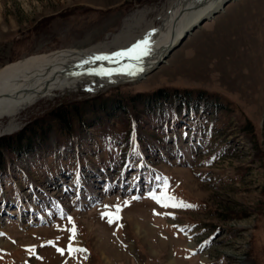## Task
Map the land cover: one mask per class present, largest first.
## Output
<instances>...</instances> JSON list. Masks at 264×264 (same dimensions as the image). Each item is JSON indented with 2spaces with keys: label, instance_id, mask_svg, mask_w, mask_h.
<instances>
[{
  "label": "rangeland",
  "instance_id": "rangeland-1",
  "mask_svg": "<svg viewBox=\"0 0 264 264\" xmlns=\"http://www.w3.org/2000/svg\"><path fill=\"white\" fill-rule=\"evenodd\" d=\"M166 1L0 0V68L108 41ZM179 37L140 80L53 91L0 133V264H264V0Z\"/></svg>",
  "mask_w": 264,
  "mask_h": 264
},
{
  "label": "bare ground",
  "instance_id": "bare-ground-1",
  "mask_svg": "<svg viewBox=\"0 0 264 264\" xmlns=\"http://www.w3.org/2000/svg\"><path fill=\"white\" fill-rule=\"evenodd\" d=\"M224 1L168 0L155 12L145 9L137 11L108 41L98 42L70 55L62 53L0 68V118L8 119L5 129H0V133L18 127L15 116L19 109L53 91L76 89L80 82L99 87L140 80L146 70H153L163 61L168 50L176 45L174 42L181 41L184 36H179L182 33L189 31L200 20L211 18L215 12H219ZM152 12L154 17L146 20L145 16ZM145 39L150 43L142 45L131 56L112 55ZM144 50L149 54L140 56ZM100 55L109 58L95 59ZM137 56L140 58L137 59ZM135 228L138 230L139 225ZM3 231L7 232L6 228ZM174 262L170 260L171 264Z\"/></svg>",
  "mask_w": 264,
  "mask_h": 264
},
{
  "label": "snow or ice",
  "instance_id": "snow-or-ice-1",
  "mask_svg": "<svg viewBox=\"0 0 264 264\" xmlns=\"http://www.w3.org/2000/svg\"><path fill=\"white\" fill-rule=\"evenodd\" d=\"M154 31V30H153ZM150 43V41L148 39H145V40H142V41H138L136 44L132 45L130 48L126 49V50H122L120 52H117V53H113L112 55L113 56H131L134 52H136L138 49H141V46L144 45H148ZM149 52L147 50H144V51H141L140 53V56H143V55H148ZM140 56H137L136 58L139 59ZM109 57L107 55H100V56H97L95 57V59H108ZM142 70V69H141ZM169 200L173 199L172 197H168ZM128 202H125V204H127ZM167 206V205H165ZM173 206H176V205H173ZM189 207H192V205H188ZM106 208L109 207V206H105ZM116 208V212L118 213L119 210H120V206L119 205H116L114 206ZM102 218L106 215H109V213H102ZM118 218V216H117ZM71 219V218H69ZM113 220L112 219H109V223H112ZM73 232H74V229H73ZM77 251H80V249H76ZM59 251H61V253H63V249H59ZM83 251H86V250H83Z\"/></svg>",
  "mask_w": 264,
  "mask_h": 264
},
{
  "label": "trees",
  "instance_id": "trees-1",
  "mask_svg": "<svg viewBox=\"0 0 264 264\" xmlns=\"http://www.w3.org/2000/svg\"><path fill=\"white\" fill-rule=\"evenodd\" d=\"M163 91L162 90H158V91H156L152 96H150V98L151 99H153V100H156V98L158 97V95H160L161 93H162ZM100 104H101V102H100ZM93 106L95 107V105L93 104ZM102 108L104 109L105 108V104L103 103V104H101V106H100V109L102 110ZM76 109H77V106H76ZM70 111V112H69ZM69 113H71V114H69ZM74 115V116H76V117H80L81 116V114H79V112H76L75 111V113L73 114V110H63V111H58L57 113H56V117H57V119H58V121L60 122V124H63V125H68L67 124V119H69V115ZM31 130H35V129H31ZM48 129L47 128H42V130H41V135H44V134H46V132H48L47 131ZM32 134H34V136L37 134L36 133V130L35 131H33V133ZM20 136V135H19ZM3 140H8V138H6V137H4V138H2ZM31 139H32V137L30 136V138L28 139V141L26 142V144H24V145H29L30 143V141H31ZM0 142H1V139H0ZM30 146V145H29ZM2 147V144H0V148ZM22 148H23V145H22ZM2 159V158H1Z\"/></svg>",
  "mask_w": 264,
  "mask_h": 264
},
{
  "label": "water",
  "instance_id": "water-1",
  "mask_svg": "<svg viewBox=\"0 0 264 264\" xmlns=\"http://www.w3.org/2000/svg\"><path fill=\"white\" fill-rule=\"evenodd\" d=\"M228 1H229V0H225V1L223 2V6H224ZM215 13H216V12H215ZM215 13H214V14H215ZM202 21H203V20H200V22H198L196 25L192 26L191 29H190L188 32H190L191 30H193V29H194L196 26H198ZM184 36H185V34H184ZM172 48H173V46L168 50V52H169L170 50H172ZM168 52H167V53H168ZM167 53H166L165 55H167ZM158 63H159V62H158ZM155 65H156V64H155ZM155 65L152 66L151 68L153 69V68L155 67ZM149 69H150V68H149ZM149 69L146 70L147 72L145 71V74L148 73V72L150 71Z\"/></svg>",
  "mask_w": 264,
  "mask_h": 264
}]
</instances>
